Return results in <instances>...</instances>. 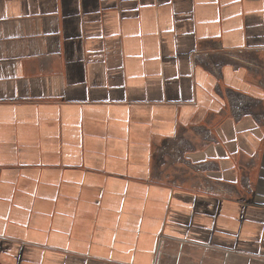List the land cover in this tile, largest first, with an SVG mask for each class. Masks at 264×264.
I'll return each mask as SVG.
<instances>
[{
	"label": "crops",
	"instance_id": "obj_1",
	"mask_svg": "<svg viewBox=\"0 0 264 264\" xmlns=\"http://www.w3.org/2000/svg\"><path fill=\"white\" fill-rule=\"evenodd\" d=\"M0 264H264V0H0Z\"/></svg>",
	"mask_w": 264,
	"mask_h": 264
},
{
	"label": "built area",
	"instance_id": "obj_2",
	"mask_svg": "<svg viewBox=\"0 0 264 264\" xmlns=\"http://www.w3.org/2000/svg\"><path fill=\"white\" fill-rule=\"evenodd\" d=\"M211 56L207 51H199L196 52L194 54V60L197 63H203L206 64L208 66V68H211L213 73L220 77L221 76V62L219 64H217L218 61L216 60H211ZM250 64L255 65H259L258 62H250ZM261 66H259L258 68H261ZM202 132L205 134V137L209 138V134L208 132L202 130ZM176 147L175 148H170L168 151L170 155H172V157L174 158V160H181V162H183L186 166H188L189 168H191L192 170L195 171H205V170H212V169H216L217 165L214 162H201V163H193L192 161L186 159L185 157L182 156V153L184 151L187 150H191L193 148V143L186 139L184 136H180L177 141H176ZM173 152V153H172ZM244 182L246 183V185L249 187L248 184V179L246 178L244 180ZM202 188L205 191L208 192H213L216 194H229L231 192V188L221 182L219 179L216 180H212L210 178H208L207 176H205L202 179ZM250 188V187H249Z\"/></svg>",
	"mask_w": 264,
	"mask_h": 264
},
{
	"label": "bare ground",
	"instance_id": "obj_3",
	"mask_svg": "<svg viewBox=\"0 0 264 264\" xmlns=\"http://www.w3.org/2000/svg\"><path fill=\"white\" fill-rule=\"evenodd\" d=\"M242 104H243V103H242ZM242 104H241V105H242Z\"/></svg>",
	"mask_w": 264,
	"mask_h": 264
}]
</instances>
